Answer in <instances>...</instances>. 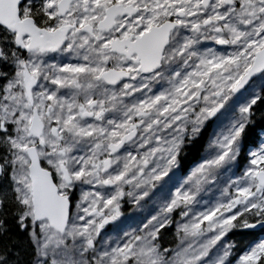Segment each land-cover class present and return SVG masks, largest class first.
I'll return each mask as SVG.
<instances>
[{
	"label": "snow or ice",
	"instance_id": "snow-or-ice-1",
	"mask_svg": "<svg viewBox=\"0 0 264 264\" xmlns=\"http://www.w3.org/2000/svg\"><path fill=\"white\" fill-rule=\"evenodd\" d=\"M258 113L264 0H0V264H264Z\"/></svg>",
	"mask_w": 264,
	"mask_h": 264
},
{
	"label": "trees",
	"instance_id": "trees-1",
	"mask_svg": "<svg viewBox=\"0 0 264 264\" xmlns=\"http://www.w3.org/2000/svg\"><path fill=\"white\" fill-rule=\"evenodd\" d=\"M262 120H264V118H262V117L260 116V114L258 113V114H257V122H256V125L252 128V134H251V138H252V139H255L256 136H257V134L259 133V130H260V127H261V122H262ZM260 235H261V234H260L259 232H256V233H254V236L249 237V239L258 238V237H260Z\"/></svg>",
	"mask_w": 264,
	"mask_h": 264
}]
</instances>
